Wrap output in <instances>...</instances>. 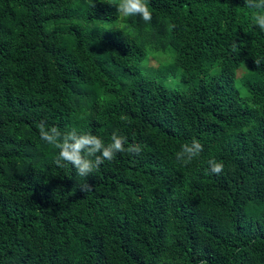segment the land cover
Segmentation results:
<instances>
[{"label":"trees","instance_id":"1","mask_svg":"<svg viewBox=\"0 0 264 264\" xmlns=\"http://www.w3.org/2000/svg\"><path fill=\"white\" fill-rule=\"evenodd\" d=\"M117 2L0 0V264H264L254 10L148 0L144 21L120 17ZM148 51L173 62L144 75ZM177 69L186 91L156 81ZM41 122L141 151L81 177L41 139ZM194 139L203 151L185 166L176 153Z\"/></svg>","mask_w":264,"mask_h":264},{"label":"clouds","instance_id":"2","mask_svg":"<svg viewBox=\"0 0 264 264\" xmlns=\"http://www.w3.org/2000/svg\"><path fill=\"white\" fill-rule=\"evenodd\" d=\"M248 8L253 9V22L264 31V0H245ZM120 17L140 16L144 21H151L152 12L148 0H118L114 5ZM258 65L260 61H255ZM127 117L121 116V120ZM40 137L48 144L61 149L60 160L75 167L77 174L81 177L90 176L104 160H112L117 153L128 152L139 154L140 146L136 144L128 145L125 148L126 138L113 134L111 142L105 144L100 138L90 134L76 135L75 132L61 133L56 128H47L44 122L38 125ZM71 141V143H69ZM203 151V145L193 140L190 144L181 146V150L176 153V159L183 165H188ZM92 157H95L93 159ZM60 162L59 160L57 161ZM211 173L220 174L224 165L216 160L208 161ZM83 191L90 190L91 186L85 184Z\"/></svg>","mask_w":264,"mask_h":264},{"label":"rangeland","instance_id":"3","mask_svg":"<svg viewBox=\"0 0 264 264\" xmlns=\"http://www.w3.org/2000/svg\"><path fill=\"white\" fill-rule=\"evenodd\" d=\"M173 62V57L171 51L165 52H147L146 58L140 64V69L142 74L151 75V73L158 72L159 69L163 66H169ZM212 72V71H211ZM213 73V72H212ZM238 74V73H237ZM158 83H160L163 87L170 90H177L179 92H183L187 90V84L183 83V72L180 69L173 71L165 78H155ZM235 86L242 93V87L240 86L239 80H235Z\"/></svg>","mask_w":264,"mask_h":264}]
</instances>
